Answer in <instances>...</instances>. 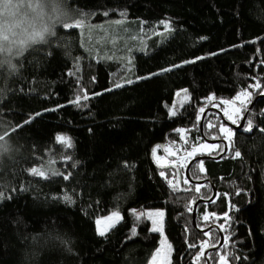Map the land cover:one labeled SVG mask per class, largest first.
<instances>
[{
  "label": "trees",
  "instance_id": "16d2710c",
  "mask_svg": "<svg viewBox=\"0 0 264 264\" xmlns=\"http://www.w3.org/2000/svg\"><path fill=\"white\" fill-rule=\"evenodd\" d=\"M63 4L71 17L46 44L14 57L15 68L0 60V264H147L160 236L146 208L164 210L169 264H206L195 257L219 243L218 228L223 242L209 264H264V0ZM118 24L147 37L127 66L88 34ZM241 92L250 98L234 124L253 105L233 129L210 108ZM205 110L204 136L226 142L225 125L231 136L220 158L190 165L192 180L208 179L197 184L187 165L159 166L152 153L205 142ZM214 143L194 157L221 153L223 141ZM48 161L54 172L32 173ZM213 188L196 207L197 228L211 226L200 231L193 204ZM114 211L120 220L98 235L95 220Z\"/></svg>",
  "mask_w": 264,
  "mask_h": 264
},
{
  "label": "rangeland",
  "instance_id": "374dc122",
  "mask_svg": "<svg viewBox=\"0 0 264 264\" xmlns=\"http://www.w3.org/2000/svg\"><path fill=\"white\" fill-rule=\"evenodd\" d=\"M15 2H19L24 5L23 8L27 18L30 19L32 24L36 27L48 28L49 26H51V28L53 29V26L56 23L67 20L69 17H71V15H68V11L66 10L63 4V0H15ZM37 2L39 3V5H41V7L38 8L36 11H33L32 8L27 7L29 3ZM37 12H39V16H37ZM15 15L16 13L11 16L0 14V17H7V20H5L3 27L0 28V32L3 33L4 29L9 27L8 21L12 20ZM88 34L90 35V43H96L94 44L96 48L98 46L100 49L103 48L101 52L102 56H106L107 58H113L116 60L117 63L121 62L125 64V66H127L129 63L132 50L137 48L133 43H140V41L142 42V47L140 49H137V51H141V49L146 47V42L143 38L147 37L143 35L142 30L136 29L135 26L129 29L123 24H118L115 26L101 25L88 29ZM159 34V31H157L155 33H149V36H159ZM10 38L15 39V37ZM19 47H23V44L21 43L20 45H18V48ZM24 50L22 52H24ZM15 51H17V48H13L10 52L0 51V60L3 63L4 61L13 60L14 57H17L12 55V52ZM249 98L250 96L247 92H241L232 100H221L219 102L212 103L211 107L218 108L221 112H223L227 121L234 124L240 117L242 109L246 108ZM221 131L222 133H224L225 140L227 143L228 139L231 136V129L229 126L225 125L221 126ZM218 147L219 144L210 143L207 141L197 143L196 145L187 147L186 149L178 147L177 150L171 146H167L163 150V154H160L157 152V150H154L152 153V157L154 162L159 166L171 165L176 168H182L184 171V166L188 165L189 160L193 158L196 154L201 155L215 152ZM36 170L37 172H43L46 176L54 172L56 168L53 162L48 161L47 163L36 168ZM113 213H117L118 215H113ZM143 213L150 222V229H158L155 232H157L160 236L158 246L153 252L147 264H169L171 259L172 248L169 241L165 238L164 235V210L146 208L143 210ZM97 220H100L99 225L96 224ZM119 220L120 213L117 211L99 217L95 220L96 231L99 228L101 231H104L106 233L115 224H117Z\"/></svg>",
  "mask_w": 264,
  "mask_h": 264
},
{
  "label": "clouds",
  "instance_id": "9594fccd",
  "mask_svg": "<svg viewBox=\"0 0 264 264\" xmlns=\"http://www.w3.org/2000/svg\"><path fill=\"white\" fill-rule=\"evenodd\" d=\"M7 17H0V28L3 27ZM8 28H5L3 33H0V51L10 52L13 48H17V51L12 52L13 56H19L20 53L27 47L33 45H41L47 43V37L52 34V28L49 26L47 31L43 30V27H33L30 19L27 18L24 8L21 7L16 12L15 17L8 21ZM39 31L41 35L32 38L33 33ZM4 37H7L5 39ZM10 37H15L11 39ZM23 41V47H19ZM7 68H15L16 65L12 61H5Z\"/></svg>",
  "mask_w": 264,
  "mask_h": 264
},
{
  "label": "water",
  "instance_id": "95a60500",
  "mask_svg": "<svg viewBox=\"0 0 264 264\" xmlns=\"http://www.w3.org/2000/svg\"><path fill=\"white\" fill-rule=\"evenodd\" d=\"M263 79H264V75H263ZM252 105H253V102H251V103L249 104V106L247 107L246 111L244 112V114H243V116H242L241 121H240L238 124H232V123L228 122V121L224 118V116L222 115V113H221L220 111H218V110H216V109H214V108H210V110H214V111H216L217 113H219V115L222 117V120H223L225 123H227L228 125H230L233 129H240V128H242V127L244 126V124H245V120H246V117H247V114H248L249 111L252 109ZM207 112H208V110H205V111L202 113L201 121H200V133H201V135H202V138H203L205 141L210 142V143H214V142H217V141H219V140L223 141V150H222L221 153H219V154L216 155V156H212V155H207V156H197V157H194L193 159H191V160L189 161V163H188V165H187V167H186V169H185V175H186V177H187L192 183H197V184H201V183L204 182V181H208V179L192 180V179L190 178V176H189V172H188L190 165H191L195 160H198V159H200V158H204V159H205V158H215V159H218V158H220L223 154H225L226 151H227V145H226V142H225L224 140H222V139H216V140H213V139H212V140H209V139H207V138L204 136V134H203V129H202V124H203V120H204V117H205V115H206ZM215 194H216V189L213 188V193H212V195H211V197H210L209 199H205V200H203V199H199V200L195 201V203L193 204V210H192V223H193V226H194L196 229H198L197 226H196V221H195V217H196V207H197L198 203H200V202H202V201H205V202H209V201H211V200L215 197ZM210 228H211V226H210V227H207V228H205V229H202V230H201V229H198V230H200V231H207V230L210 229ZM215 228H216V227H215ZM218 231H219V236H220L219 243H218L217 245L213 246V247H208V248H206V249L204 250V254H203V255H204V257L206 258V264H209V259H208V257H207V253H208L209 251H211V250H215V249H217V248L222 244V242H223V234H222V232L219 230V228H218Z\"/></svg>",
  "mask_w": 264,
  "mask_h": 264
},
{
  "label": "snow or ice",
  "instance_id": "6c2138e0",
  "mask_svg": "<svg viewBox=\"0 0 264 264\" xmlns=\"http://www.w3.org/2000/svg\"><path fill=\"white\" fill-rule=\"evenodd\" d=\"M21 7H24V5H22L19 2H15V0H0V14L11 16V15L15 14L18 11V9H20ZM27 7L32 8L33 11H36L38 8L41 7V5H39L38 2L37 3H29L27 5ZM37 16H39V12H37ZM161 23H165V22L162 21ZM33 27L35 28L36 26L33 25ZM165 27H167L166 24H165ZM43 30L47 31V28L43 27ZM0 33H2V32H0ZM38 35H41V33L39 31H36V32L33 33L32 38H35V36H38ZM4 38L7 39V37H4ZM21 43H23V41H21ZM167 70L168 69H164L163 71H167ZM117 86H119V85H117ZM85 98H87V97H85ZM79 99H80V97H77V102L79 101ZM209 99H211V97H209ZM200 111L202 112L203 109H201ZM170 114L174 115L175 113L170 110ZM249 128H251V121H249ZM57 140H62L63 142L67 143V145L69 147L71 146L70 138L57 137ZM0 147H2V146H0ZM235 155L238 157V156H240V153L236 152ZM201 164H202V162H201ZM201 170H203V169H201ZM31 171H32L33 174H39L41 176L44 175L43 172H37L36 169H32ZM161 175H163V173H161ZM64 178L68 179L67 176H65ZM196 190L199 191V188H197ZM2 198H3V193H0V199H2ZM64 199L66 201L70 202V197L65 196ZM113 215H118V214L117 213H113ZM161 215H162V213H161ZM96 224L99 225L100 224V220H97ZM157 230L158 229H156V228L152 229V231H157ZM97 231H98V235H101V236L105 235V232L101 231L99 228L97 229ZM206 235H207V233H206ZM190 247H195V245H190ZM203 254H204L203 251H201L200 253H198L196 255L195 259L198 260L200 258V256L203 255ZM221 259L223 260V259H225V257L221 256Z\"/></svg>",
  "mask_w": 264,
  "mask_h": 264
}]
</instances>
